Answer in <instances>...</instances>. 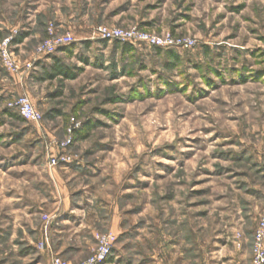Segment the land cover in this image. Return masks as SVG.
<instances>
[{"label":"rangeland","instance_id":"obj_1","mask_svg":"<svg viewBox=\"0 0 264 264\" xmlns=\"http://www.w3.org/2000/svg\"><path fill=\"white\" fill-rule=\"evenodd\" d=\"M49 36L72 41L39 53ZM5 37L32 66L0 56V264L84 261L109 234L101 264H251L264 0H0ZM19 95L42 120L22 117Z\"/></svg>","mask_w":264,"mask_h":264},{"label":"built area","instance_id":"obj_2","mask_svg":"<svg viewBox=\"0 0 264 264\" xmlns=\"http://www.w3.org/2000/svg\"><path fill=\"white\" fill-rule=\"evenodd\" d=\"M101 36L106 38L121 39L122 41L143 40L148 41L154 45L162 46L165 44H175L181 42L186 46H190L193 43L191 39H174L172 36L158 37L149 33L141 32L136 28L126 29L122 27H109L103 25L100 28ZM72 41L69 36L52 37L49 36L45 39L44 43L39 46L37 51L44 53L45 51L54 52L59 45H66ZM14 42L12 37H5L0 40V56L5 67L11 71H20L21 67L32 66L31 61L23 64H19L11 51L12 43ZM15 107L22 117L30 122L40 121L43 119V113L35 106L32 99L27 95H19L17 97ZM252 246V262L251 264H264V212L259 218L258 226L254 231ZM114 240V236L111 234L102 238L101 244L95 250L94 254L89 256L86 260L80 262H73L68 259H63L60 256H53L50 264H101L103 260L107 258L111 253V245Z\"/></svg>","mask_w":264,"mask_h":264},{"label":"crops","instance_id":"obj_3","mask_svg":"<svg viewBox=\"0 0 264 264\" xmlns=\"http://www.w3.org/2000/svg\"><path fill=\"white\" fill-rule=\"evenodd\" d=\"M60 252V251H59ZM64 257V259H68V260H71V261H76L77 257H74L72 256L71 254L69 253H65L62 255ZM51 261V260H50Z\"/></svg>","mask_w":264,"mask_h":264},{"label":"trees","instance_id":"obj_4","mask_svg":"<svg viewBox=\"0 0 264 264\" xmlns=\"http://www.w3.org/2000/svg\"><path fill=\"white\" fill-rule=\"evenodd\" d=\"M16 40H18V41H23V37L22 36H18L17 38H16ZM54 68H56V67H54ZM57 69V71L60 73V72H62V73H65L66 74V72L63 70V68H56Z\"/></svg>","mask_w":264,"mask_h":264}]
</instances>
